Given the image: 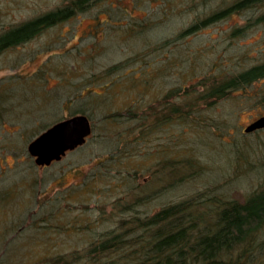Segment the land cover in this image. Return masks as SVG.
<instances>
[{
	"label": "rangeland",
	"instance_id": "1",
	"mask_svg": "<svg viewBox=\"0 0 264 264\" xmlns=\"http://www.w3.org/2000/svg\"><path fill=\"white\" fill-rule=\"evenodd\" d=\"M65 2L0 0V32ZM220 3L96 1L0 52V264L118 261L122 250L95 247L132 238V217L264 187V128L243 131L264 113V79L247 88L250 98L236 94L208 109L199 99L202 80L264 59V23L255 21L264 7L181 34ZM247 18L250 26L230 38ZM77 107L91 123L86 141L35 166L33 134ZM174 109L191 114L176 118ZM185 160L197 174L185 176Z\"/></svg>",
	"mask_w": 264,
	"mask_h": 264
},
{
	"label": "trees",
	"instance_id": "2",
	"mask_svg": "<svg viewBox=\"0 0 264 264\" xmlns=\"http://www.w3.org/2000/svg\"><path fill=\"white\" fill-rule=\"evenodd\" d=\"M96 1L99 3L104 0H66L62 5L11 25L0 32V52L70 19L76 12L90 8ZM207 1L211 0H202V4ZM253 6L263 8L264 0H221L220 5L216 4V9L197 18L181 34L183 36L195 32L198 28ZM246 20L242 26L236 25L229 30L230 38L243 34L250 26V18ZM255 21L264 23V10ZM262 79L264 59L242 66L230 75H222L218 82L209 78L202 80L205 88L199 99L208 109L216 101L236 94L250 98L247 88ZM1 96L0 93L2 99ZM78 112L83 113V110L77 107L72 115ZM174 112L176 118L191 114L189 111L175 109ZM39 133L38 130L32 137ZM183 163L189 168L185 176L191 177L198 173L192 169L188 160ZM173 165L178 168L181 163L176 160ZM127 222H132L128 228L132 238L107 237L96 244V251L105 254H115L120 250L125 252L118 261L113 259L105 264H260L256 263V257L264 251V187L252 191L243 199H183L162 206L143 219L138 215Z\"/></svg>",
	"mask_w": 264,
	"mask_h": 264
},
{
	"label": "water",
	"instance_id": "3",
	"mask_svg": "<svg viewBox=\"0 0 264 264\" xmlns=\"http://www.w3.org/2000/svg\"><path fill=\"white\" fill-rule=\"evenodd\" d=\"M264 128V113L249 123L244 131ZM91 132V123L85 114H74L48 126L27 144V151L36 165H49L60 160L67 150L83 144Z\"/></svg>",
	"mask_w": 264,
	"mask_h": 264
},
{
	"label": "flooded vegetation",
	"instance_id": "4",
	"mask_svg": "<svg viewBox=\"0 0 264 264\" xmlns=\"http://www.w3.org/2000/svg\"><path fill=\"white\" fill-rule=\"evenodd\" d=\"M81 145H82V144H81ZM78 146H80V145H78ZM78 146H76V147H78ZM76 147H75V148H76ZM73 149H74V148H73ZM71 150H72V149H71ZM67 151H69V150H67ZM67 151H66V152H67ZM66 152H65V154H66ZM63 156H64V155H63ZM63 156H62V157H63ZM62 157H61V158H62ZM55 161H57V160H55ZM52 162H54V161H52ZM52 162H51V163H52ZM51 163H50V164H51ZM43 166H45V165H43Z\"/></svg>",
	"mask_w": 264,
	"mask_h": 264
}]
</instances>
